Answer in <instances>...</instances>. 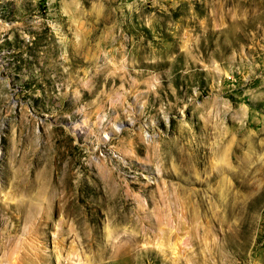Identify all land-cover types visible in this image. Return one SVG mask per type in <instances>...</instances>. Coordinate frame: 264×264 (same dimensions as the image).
<instances>
[{"label": "rangeland", "instance_id": "rangeland-1", "mask_svg": "<svg viewBox=\"0 0 264 264\" xmlns=\"http://www.w3.org/2000/svg\"><path fill=\"white\" fill-rule=\"evenodd\" d=\"M22 254L264 264V0H0V264Z\"/></svg>", "mask_w": 264, "mask_h": 264}, {"label": "bare ground", "instance_id": "bare-ground-1", "mask_svg": "<svg viewBox=\"0 0 264 264\" xmlns=\"http://www.w3.org/2000/svg\"><path fill=\"white\" fill-rule=\"evenodd\" d=\"M20 259L18 260V261H16L15 262V264L17 263V264H23V262H24V259H25V256H24V254H22V256L21 257H19Z\"/></svg>", "mask_w": 264, "mask_h": 264}]
</instances>
